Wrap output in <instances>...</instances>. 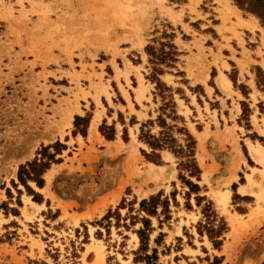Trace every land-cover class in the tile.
Masks as SVG:
<instances>
[{
  "label": "rangeland",
  "instance_id": "1",
  "mask_svg": "<svg viewBox=\"0 0 264 264\" xmlns=\"http://www.w3.org/2000/svg\"><path fill=\"white\" fill-rule=\"evenodd\" d=\"M247 27L251 31L244 33ZM166 33L175 35L182 54L177 69L162 79L174 88L178 111L197 139L201 195L213 200L228 223L221 250L197 232L201 208L195 194L193 209L186 207L180 159L166 150L161 163L152 162L142 152L151 149L138 139L141 122L155 118L158 107L155 84L147 79L146 46L160 47L169 40ZM257 65L264 69V27L234 0H0V264H144L133 262L136 233L97 221L123 198L141 200L160 191L171 201L173 219L152 238L159 231L167 233V245L183 238V250L173 247L170 255L160 254V262L213 264L217 256L220 264H264V159L253 155V148L264 154V141L248 135L264 139ZM230 76L251 88L249 98ZM198 84L205 96L191 90ZM242 100L254 111L251 130L238 121ZM87 114L92 116L87 137L74 136L75 116ZM132 117L138 123L131 125ZM114 120L116 138L110 140L100 126ZM58 139L68 146L63 161L46 172L43 188L30 182L44 201H34L19 184L20 205L12 183H18L20 165ZM127 166L151 179L141 187L121 183ZM120 212L124 216L127 209Z\"/></svg>",
  "mask_w": 264,
  "mask_h": 264
},
{
  "label": "trees",
  "instance_id": "2",
  "mask_svg": "<svg viewBox=\"0 0 264 264\" xmlns=\"http://www.w3.org/2000/svg\"><path fill=\"white\" fill-rule=\"evenodd\" d=\"M235 4L245 12L251 13L256 16L261 25L264 27V0H234ZM169 38L168 41L159 42L160 47L153 44L146 46V52L149 56V68L151 69L150 74H147V79L155 84V90L153 91L154 102L158 104L156 108L157 116L151 117L140 125V131L138 139L149 146L151 152H146L142 149L143 154L146 158L155 163L162 162V152L169 151L180 159L179 178L188 187L185 193L186 207L192 210L191 196L195 194L196 205L201 208L202 218L197 223V232L200 236L207 235L208 239L212 242L213 246L217 250H221L225 240V234L229 230V226L224 217L220 216L215 208L213 200L209 199L206 195H201L202 187L198 183L201 181L202 169L200 168L197 158V139L191 133L186 125V120L183 115L178 111V105L175 98L174 88L168 85L162 76L168 72L169 69H177V63L180 61L182 52L178 46L174 43L175 35L166 33ZM235 66V64L232 62ZM255 72V86L256 89L264 95V69L257 65L254 67ZM178 74L185 76L183 71L178 70ZM216 76V69L214 68L211 85L215 86L214 78ZM234 86L238 88L242 94L249 98V94L252 92L246 84H238L237 77H232ZM185 82H188L186 79ZM194 92L197 89L201 90V93L205 96L204 88L198 84L195 88L190 87ZM176 91L183 96V90L181 88ZM198 99L201 100L200 95ZM260 114L264 115V101L260 100L258 103ZM242 113L238 119L239 123L245 122V126L248 130L252 129L251 115L253 109L250 107L249 102L241 101ZM152 116V115H151ZM91 114L85 116L76 115L74 119L73 135L77 136L81 134L87 137L88 130L91 123ZM135 117L131 118L130 124L134 125L138 123ZM119 121L123 124V138L125 141L129 140L128 127L126 121L123 118V114L119 112ZM157 129V131H154ZM102 134L110 140L116 138V120L113 124L107 125L104 121L100 126ZM253 139H260L264 141L262 136H259L256 132L248 134ZM69 137H66V141ZM244 150L248 155L247 148L245 145ZM68 146L62 142L61 139L56 140L53 143L42 144L36 151V156L33 160L27 161L20 165L18 170V183L12 180L14 187L17 189L19 194L18 203L21 205L20 195L22 190L19 189V184H22L27 192L33 196V200L39 203L44 201V197L40 192H37L32 188L30 182H34L39 188L45 186L44 175L51 168L53 164H58L63 161L62 154L64 150H67ZM184 171V172H183ZM187 174V175H186ZM192 178H196L197 181H193ZM244 179V178H243ZM237 183L233 184V190L237 191ZM9 197H12L11 190L7 189ZM173 201L176 206H179V202L176 200V193H172ZM49 204V202H48ZM121 209H127L124 216L121 214ZM18 215L19 212L15 208L7 207ZM113 217L115 221L113 222ZM153 218L158 222L157 226L153 225ZM173 219V210L171 207V201L169 197H163V192L160 191L156 194H152L149 197L138 200L137 197L127 201L123 198L120 204L113 211L110 209L101 220L97 223L101 224L107 221V226L112 228L114 225L117 229L124 228L127 231H133L139 237V246L133 251L135 263L144 264H163L160 262V254L170 255L172 248L178 253L183 250L182 237H176L177 244L167 245L165 238L166 232L159 231L154 238L152 235L158 230L164 228V224L170 225ZM139 225L138 228H136ZM186 230V228H184ZM101 233V232H98ZM189 238H193L192 235L187 234ZM125 238H128L125 236ZM163 246V250H159V247ZM205 249V248H204ZM181 259L179 255L175 256V260L178 262ZM222 261L220 258L215 256L213 264H220Z\"/></svg>",
  "mask_w": 264,
  "mask_h": 264
},
{
  "label": "bare ground",
  "instance_id": "3",
  "mask_svg": "<svg viewBox=\"0 0 264 264\" xmlns=\"http://www.w3.org/2000/svg\"><path fill=\"white\" fill-rule=\"evenodd\" d=\"M253 155L256 160L262 162L263 161V153L261 150H253ZM139 170H134L132 166H127L124 168V176H119L121 183L131 182L138 186H142L145 182L151 179V174L149 173H139ZM137 180L140 183H137ZM226 201V198L224 199ZM135 239L138 240V237L134 235Z\"/></svg>",
  "mask_w": 264,
  "mask_h": 264
},
{
  "label": "crops",
  "instance_id": "4",
  "mask_svg": "<svg viewBox=\"0 0 264 264\" xmlns=\"http://www.w3.org/2000/svg\"><path fill=\"white\" fill-rule=\"evenodd\" d=\"M235 8H236V7H235ZM236 9H237V8H236ZM237 10H238V9H237ZM244 19L246 20V18H244ZM250 23H253V24L255 23V24H257L258 22H255V20H252V19H251V20H250ZM258 25H259V24L256 25L257 28L259 27ZM247 31L250 32L251 29L248 28V27L246 28V30L244 29V33H246ZM256 40H257V42L259 41L257 38H256ZM226 82L228 83V85H231V84L233 83V82L231 83V81L228 80V79H227ZM238 125H239V124H238ZM91 126H92V122H91L90 128H91ZM239 126H240V125H239ZM93 130H94V128H93ZM262 145H263V144H262ZM253 149H255V150H261V151H262L261 148H253ZM262 153H263V151H262ZM263 158H264V154H263Z\"/></svg>",
  "mask_w": 264,
  "mask_h": 264
}]
</instances>
